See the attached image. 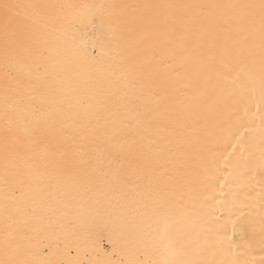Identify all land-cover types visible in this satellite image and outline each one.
Here are the masks:
<instances>
[{
    "label": "bare ground",
    "instance_id": "obj_1",
    "mask_svg": "<svg viewBox=\"0 0 264 264\" xmlns=\"http://www.w3.org/2000/svg\"><path fill=\"white\" fill-rule=\"evenodd\" d=\"M0 262L264 264V0H0Z\"/></svg>",
    "mask_w": 264,
    "mask_h": 264
},
{
    "label": "snow or ice",
    "instance_id": "obj_2",
    "mask_svg": "<svg viewBox=\"0 0 264 264\" xmlns=\"http://www.w3.org/2000/svg\"><path fill=\"white\" fill-rule=\"evenodd\" d=\"M20 7L22 6L12 3H4L0 5V8H2L3 14L6 18L16 15V10ZM262 8H264V4H262ZM0 264H4V262H0Z\"/></svg>",
    "mask_w": 264,
    "mask_h": 264
}]
</instances>
